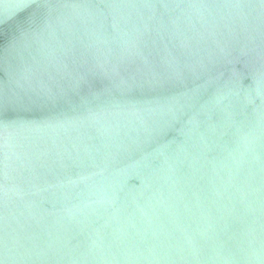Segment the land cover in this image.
<instances>
[{
    "label": "water",
    "instance_id": "1",
    "mask_svg": "<svg viewBox=\"0 0 264 264\" xmlns=\"http://www.w3.org/2000/svg\"><path fill=\"white\" fill-rule=\"evenodd\" d=\"M0 264H264V0H0Z\"/></svg>",
    "mask_w": 264,
    "mask_h": 264
}]
</instances>
